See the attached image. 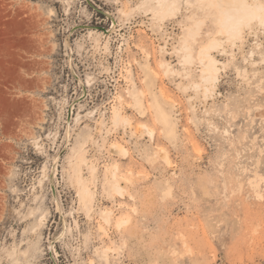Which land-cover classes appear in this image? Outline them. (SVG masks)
<instances>
[{"label": "rangeland", "instance_id": "374dc122", "mask_svg": "<svg viewBox=\"0 0 264 264\" xmlns=\"http://www.w3.org/2000/svg\"><path fill=\"white\" fill-rule=\"evenodd\" d=\"M0 264H264V0H0Z\"/></svg>", "mask_w": 264, "mask_h": 264}, {"label": "bare ground", "instance_id": "6f19581e", "mask_svg": "<svg viewBox=\"0 0 264 264\" xmlns=\"http://www.w3.org/2000/svg\"><path fill=\"white\" fill-rule=\"evenodd\" d=\"M156 110H158L159 113H161V116L166 121V131H167V133H169V135H172V133H174V125L171 123L168 113L162 108L161 104H159V103H157V109Z\"/></svg>", "mask_w": 264, "mask_h": 264}]
</instances>
